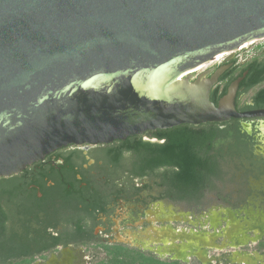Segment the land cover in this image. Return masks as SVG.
<instances>
[{
	"label": "water",
	"instance_id": "obj_1",
	"mask_svg": "<svg viewBox=\"0 0 264 264\" xmlns=\"http://www.w3.org/2000/svg\"><path fill=\"white\" fill-rule=\"evenodd\" d=\"M263 38L264 0H0V177L69 144L240 117V77L211 100L230 65L195 73ZM200 234L177 229L174 258Z\"/></svg>",
	"mask_w": 264,
	"mask_h": 264
},
{
	"label": "flooded vegetation",
	"instance_id": "obj_2",
	"mask_svg": "<svg viewBox=\"0 0 264 264\" xmlns=\"http://www.w3.org/2000/svg\"><path fill=\"white\" fill-rule=\"evenodd\" d=\"M262 40L223 54L195 73L230 65L216 85L225 84L233 69L241 78L235 98L240 117L222 123L238 126L240 155H227L223 148L221 178L207 186L200 202L165 196L158 178L133 177L132 152L122 147L125 140L57 148L14 175L26 197L36 195L40 200L42 218L51 221L47 233L58 239L19 264H97L100 250L137 251L174 260L171 240L182 228L202 237L182 248L187 261L175 260L202 264L197 253L204 250L211 259L207 264H264ZM166 226L172 231L165 237Z\"/></svg>",
	"mask_w": 264,
	"mask_h": 264
},
{
	"label": "trees",
	"instance_id": "obj_3",
	"mask_svg": "<svg viewBox=\"0 0 264 264\" xmlns=\"http://www.w3.org/2000/svg\"><path fill=\"white\" fill-rule=\"evenodd\" d=\"M230 74L225 84L212 89L211 100L216 104L240 71L233 69ZM146 134L148 138L130 136L122 146L132 152L130 172L133 177L158 178L164 185V195L178 201L200 202L207 186H214L221 178L223 148L228 150L227 155H240L236 124H181ZM120 157L119 152L115 160ZM40 205L36 195L26 197L17 176L0 177V264H19L57 242L56 236L47 233L51 221L42 218Z\"/></svg>",
	"mask_w": 264,
	"mask_h": 264
},
{
	"label": "rangeland",
	"instance_id": "obj_4",
	"mask_svg": "<svg viewBox=\"0 0 264 264\" xmlns=\"http://www.w3.org/2000/svg\"><path fill=\"white\" fill-rule=\"evenodd\" d=\"M257 40H261V39H257ZM261 42L263 44L264 40H262ZM107 253L108 255L106 256L105 254ZM98 258L99 259L97 264H200L194 261L183 262L175 259L174 260L162 259V258H157L156 256L153 255L139 253L137 251H124V250L121 251L110 250V252L100 250V253L98 254Z\"/></svg>",
	"mask_w": 264,
	"mask_h": 264
},
{
	"label": "bare ground",
	"instance_id": "obj_5",
	"mask_svg": "<svg viewBox=\"0 0 264 264\" xmlns=\"http://www.w3.org/2000/svg\"><path fill=\"white\" fill-rule=\"evenodd\" d=\"M256 41V40H255ZM246 45V44H245Z\"/></svg>",
	"mask_w": 264,
	"mask_h": 264
}]
</instances>
